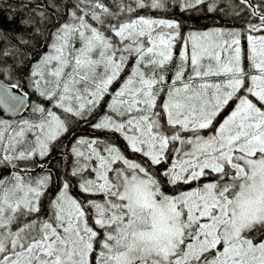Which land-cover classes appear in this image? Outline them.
<instances>
[{"label":"snow or ice","instance_id":"1","mask_svg":"<svg viewBox=\"0 0 264 264\" xmlns=\"http://www.w3.org/2000/svg\"><path fill=\"white\" fill-rule=\"evenodd\" d=\"M167 4L27 0L26 38L0 26V111L28 112L0 119V264H264V0L186 39L133 15Z\"/></svg>","mask_w":264,"mask_h":264},{"label":"trees","instance_id":"2","mask_svg":"<svg viewBox=\"0 0 264 264\" xmlns=\"http://www.w3.org/2000/svg\"><path fill=\"white\" fill-rule=\"evenodd\" d=\"M27 2V0H2V3H0V26H2L4 29H7L9 32V35L14 34H21L27 37V32L24 28V26L21 23H9L7 17L15 15L17 21H20L22 19H26L29 16V11L27 8L23 7ZM33 3H47L48 0H32ZM106 3H109L110 5L114 2V0H105ZM213 0H206L205 5H200L198 10L188 11L184 12L181 11L179 5L176 3V0H168L167 7L165 9H138L137 12L133 15H144L149 16L153 18H164V19H171V20H177L181 23V36L183 38H187V34L189 32H203L207 30L212 29H224V30H230V29H245V19L243 18H237L236 16L232 15L229 10V5H232L235 0H215V3L217 5L216 11H208L206 5L208 3H212ZM10 6V7H9ZM29 8L31 5L28 6ZM57 19L59 20L60 17L57 16ZM253 22H257L255 19H253ZM248 34H261V33H248L247 31H244L241 40L242 42H245V38ZM180 43H177L176 47H179ZM245 65H247V60H245ZM172 72L168 73V78L171 80ZM4 82L7 83V79L4 80ZM28 115L27 111H24L23 114L18 118H7L4 117L0 113V119H6L10 121H16L20 118H23ZM75 135L77 136H96L100 135V133L94 132L90 125L87 124H81L77 129ZM64 145L70 146L69 140H64ZM56 153H53V156H55ZM69 162L71 160V157L68 158ZM26 166L32 168V164H21L20 166ZM51 167V165L46 164L45 169ZM63 170V165L60 163H56V169H54V176H58L59 173ZM3 171V170H0ZM5 175H7V172H4ZM44 174L41 170L37 169V172L31 173V174H23L25 178L27 179L29 175H42ZM183 187L181 190H183ZM58 188V184L54 183V185L50 188L48 195H53ZM73 194L80 196V193L73 189ZM42 205H47V199H44L42 201Z\"/></svg>","mask_w":264,"mask_h":264},{"label":"water","instance_id":"3","mask_svg":"<svg viewBox=\"0 0 264 264\" xmlns=\"http://www.w3.org/2000/svg\"><path fill=\"white\" fill-rule=\"evenodd\" d=\"M5 84L7 83L5 82ZM0 112L4 117H7V118H18L23 114V112L22 113H11V112H3V111H0ZM35 172H37V170H34L33 172H22V174H31Z\"/></svg>","mask_w":264,"mask_h":264},{"label":"rangeland","instance_id":"4","mask_svg":"<svg viewBox=\"0 0 264 264\" xmlns=\"http://www.w3.org/2000/svg\"><path fill=\"white\" fill-rule=\"evenodd\" d=\"M212 30H214V29H212ZM208 31V30H207ZM254 36H258V35H260V34H253ZM241 43H242V46L245 48V49H247L248 48V43H247V40H246V38H245V42H242V40H241ZM181 48V45L179 44V47H177V49L179 50ZM21 169H23V168H25L26 166H24V165H22V166H19ZM27 168H30V167H27ZM41 170V169H39V168H35V170Z\"/></svg>","mask_w":264,"mask_h":264}]
</instances>
